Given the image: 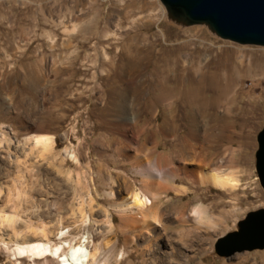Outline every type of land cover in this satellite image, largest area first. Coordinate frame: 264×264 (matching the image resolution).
<instances>
[{"label":"rangeland","instance_id":"obj_1","mask_svg":"<svg viewBox=\"0 0 264 264\" xmlns=\"http://www.w3.org/2000/svg\"><path fill=\"white\" fill-rule=\"evenodd\" d=\"M37 83L57 89L24 91ZM232 96L229 120L191 121L206 102L223 113ZM263 125L264 46L174 23L160 0H0V212L19 215L14 228L0 223V264H33L14 256V241L44 227L60 243L61 226L74 242L87 232L104 264H264V248L214 249L264 208L254 156ZM38 135L54 141L40 157ZM213 170L237 185L212 186ZM135 193L157 194L152 215L130 206ZM197 206L204 224L189 217ZM130 216L137 226L123 225Z\"/></svg>","mask_w":264,"mask_h":264},{"label":"water","instance_id":"obj_2","mask_svg":"<svg viewBox=\"0 0 264 264\" xmlns=\"http://www.w3.org/2000/svg\"><path fill=\"white\" fill-rule=\"evenodd\" d=\"M176 22L204 24L222 39L264 46V0H160ZM255 170L264 192V125L258 132ZM264 248V208L248 212L237 230L217 239L215 252L230 256Z\"/></svg>","mask_w":264,"mask_h":264},{"label":"bare ground","instance_id":"obj_3","mask_svg":"<svg viewBox=\"0 0 264 264\" xmlns=\"http://www.w3.org/2000/svg\"><path fill=\"white\" fill-rule=\"evenodd\" d=\"M167 14H168L169 20L171 19L174 23H177V24L182 25V26H186L182 22H176L168 12H167ZM244 58H245V56H236L234 59L235 65L240 66V65L244 64ZM204 67H205V65H204ZM198 70H199V68H198ZM205 73H206V71H202V76L205 75ZM210 80H209V83L211 82ZM200 81L201 80L196 81L195 84L198 83V85H199ZM201 92H202V90L200 88V93H199L200 95H201ZM234 98L235 97L232 96V99H231L230 103L227 105L226 110L217 116L210 115L208 113V109L211 108V104L209 102L204 103L207 105L206 109L204 111H201V110L198 111V109H196L197 111H193V110L190 111L191 121H195V122H197V121L225 122L226 120H229L232 117V115L230 114V109H232L233 105H235ZM189 106L191 108L198 107L197 105L191 104V102H190ZM201 108H203V106H201ZM32 144L34 145V147L36 149L37 155L40 157V156L44 155L46 152L48 153V152H50V150H53V149H51L52 145L54 144L53 136L52 135H38L32 139ZM37 155H36V157H37ZM65 155L70 160L77 161L75 159V154L72 150H66ZM157 176L159 179L163 178V175L161 173L157 174ZM207 178H208V181L211 183L212 186H214L218 189H221V190H225L228 188L235 187L237 185V181H238L237 178L234 176L232 171L228 172V171H224V170H216V171L213 170L208 175ZM205 180H206V178H205ZM159 185H162V186H159V188H161V189L164 187L163 184H161L160 182H159ZM166 190H167V188H166ZM163 191H165V190H163ZM152 194H154V193H152ZM155 195H154V197L149 198L150 196L147 197V195L142 196L141 194L135 193V195H134L135 200L133 199V204H131L130 206L133 205L141 213H145L147 216L148 215L150 216L151 212L153 210L155 211V209H156L153 206L154 202H156L155 199L157 197ZM202 208H200L198 206L193 208V210L189 214V217L193 218L198 223L204 224L202 222H204L206 217L205 218L203 217V213H202L203 209ZM78 210L81 211L80 208ZM139 211H138V213H139ZM1 214L2 215H0L1 216L0 223L1 224L4 223L9 228L10 227L14 228L13 225L16 224L15 221L19 220L18 219L19 215H16L15 213H11V214L1 213ZM154 215H155V213H154ZM81 216L83 217V218L81 217L83 226L87 225L89 223V217L85 216L84 213ZM204 216H205V214H204ZM143 217L144 216H140V219L142 220ZM136 218H133L131 216L126 218L124 220L123 225L128 226L129 228L131 226H137L139 220H137ZM14 222H15V224H14ZM108 223L111 224V221L108 220ZM125 226L123 229L126 228ZM120 227H121V225H120ZM42 228L44 229V227H42ZM42 228L37 227V229L40 230V234H39L40 236L38 235L40 238H38V239L28 241V242L27 241L26 242H24V241L20 242L17 240L14 241L15 242V248L13 249V253H14L15 257L17 256V258H29V259H31L33 264H39L38 263L39 261H37V260L42 259V258L43 259L47 258V261H51V263L54 262L55 264H104V262L101 261V259H99L100 257L97 258L95 251L93 252L91 250V248H90V242L91 241L88 239V236L86 235L87 232L84 231L82 233L83 235H81L80 238H77L78 241L74 242V241H70L66 238L68 236V232H69L68 229L69 228L61 226V227L57 228V232L55 233V237L57 239L61 240L60 243H52L48 239V237L45 235L46 233H44L45 231H43ZM38 230H37V233L35 234V236L38 234V232H39ZM34 232H36V231H34ZM127 240H130V238L127 237Z\"/></svg>","mask_w":264,"mask_h":264},{"label":"crops","instance_id":"obj_4","mask_svg":"<svg viewBox=\"0 0 264 264\" xmlns=\"http://www.w3.org/2000/svg\"><path fill=\"white\" fill-rule=\"evenodd\" d=\"M94 85L95 84H93V82H91V84L88 85L89 86V91L90 90H93L92 87H94ZM56 89H57V87L55 85L46 86L45 84L37 83L36 85H34V84L33 85H28L27 88L24 89V91H26V92H45V91H52V92H54V91H56ZM156 145H158V144H156ZM153 162L155 164H161L162 163L161 161L159 162V160L157 159V157L153 160ZM185 188H186V186L183 185V184H176V183H174V189H173V191L176 190V191H179V192H183Z\"/></svg>","mask_w":264,"mask_h":264}]
</instances>
